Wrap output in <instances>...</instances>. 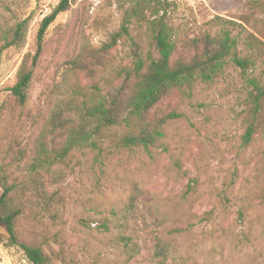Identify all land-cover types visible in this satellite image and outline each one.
<instances>
[{"label": "rangeland", "instance_id": "374dc122", "mask_svg": "<svg viewBox=\"0 0 264 264\" xmlns=\"http://www.w3.org/2000/svg\"><path fill=\"white\" fill-rule=\"evenodd\" d=\"M59 1L0 0V35L25 23L23 45L0 53V180L13 187L18 242L47 264H159L156 245L164 264H264V99L254 113L248 98L250 78L264 86V0H166L174 60L226 31L251 69L242 75L228 57L212 82L170 92L145 123L179 117L148 152L121 147L130 130L118 126L63 158L69 131L91 129L83 120L99 101L115 100L124 116L134 46L144 56L153 46L133 21L132 41L108 48L132 0H71L31 68L39 25ZM23 63L32 79L21 105L9 89ZM0 264H28L1 228Z\"/></svg>", "mask_w": 264, "mask_h": 264}, {"label": "trees", "instance_id": "16d2710c", "mask_svg": "<svg viewBox=\"0 0 264 264\" xmlns=\"http://www.w3.org/2000/svg\"><path fill=\"white\" fill-rule=\"evenodd\" d=\"M71 0H60L59 3L46 15L37 31L35 53L31 59L33 68L42 52L43 39L47 29L56 18L65 13ZM166 0H132L122 16L121 27L111 36L108 48L115 46L119 41L129 38V26L135 23H145L150 32L153 48L145 56L137 46H134L131 55V70L127 72L128 78L133 80L130 94L126 98L124 116L119 118L116 101L111 100L108 104L99 101L89 108L83 122L93 123L91 129L80 128L77 131L70 130L65 144L58 154V158L65 157L74 147L85 144H93L94 138L102 130L124 126L130 131L125 134L119 144L124 148H140L148 152L156 142L163 138L162 126L169 120L178 118V114L170 113L159 119L153 126L145 123V116L163 98L173 90L190 88L196 81L202 83L212 82L222 73L226 59L240 69L242 75H247L252 62L247 58L238 56L236 52V39L230 37L226 31L221 33L218 39H205L201 52L194 55L190 60L173 59L175 44L170 37L169 29L164 21ZM160 12L163 14L160 15ZM151 17V19L149 18ZM25 23L20 22L9 29H5L0 35V53L9 48H19L24 43ZM32 79V70L27 69L23 63L17 72L15 84L9 89L11 96L19 103L24 104L27 99V90ZM251 90L248 94L254 113L260 109L264 99V86L256 79L250 78ZM55 125L54 127H60ZM136 128V130H132ZM253 133L252 127L246 130L244 141L249 142ZM0 228L7 235L9 246L18 247L24 254L28 264H47L46 257L40 248L27 246L19 243L15 234V220L20 215L19 210H8L9 194L13 191L2 179L0 180ZM126 239V238H125ZM124 239V240H125ZM129 241L126 239V244ZM154 257H160L159 264H164L167 259V251L164 247L156 245Z\"/></svg>", "mask_w": 264, "mask_h": 264}]
</instances>
